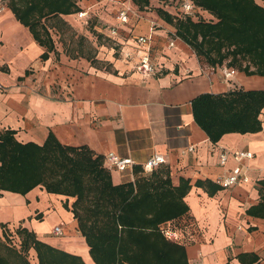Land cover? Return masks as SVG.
Returning a JSON list of instances; mask_svg holds the SVG:
<instances>
[{
  "label": "crops",
  "instance_id": "0c3cea01",
  "mask_svg": "<svg viewBox=\"0 0 264 264\" xmlns=\"http://www.w3.org/2000/svg\"><path fill=\"white\" fill-rule=\"evenodd\" d=\"M3 3L0 134L14 131L19 143L38 145L53 134L64 146L88 147L104 157L114 185L134 182L143 176L142 165L152 155H163L167 162L160 167L170 169L173 185L179 186L181 179L191 185L184 199L188 213L163 224L179 232L178 241H168L184 247L188 264H247L239 260L241 255L257 256L256 264H264V217L249 213L261 204L264 190V110L261 132L226 134L214 144L195 122L192 109V101L201 94L264 90V77L234 70L225 79L222 72L232 68L201 64L194 51L175 36L173 25L156 10L142 11L135 3L141 16L121 27L118 36H108L122 45L124 57L95 56L101 65L95 66L84 54H68L64 42L59 46L56 41L55 29H50L55 51L45 60L46 48ZM77 3L80 14L63 16L69 28L83 30V22L88 23L85 18L92 14H98L103 27L116 24V7L110 0ZM160 7L176 13L168 5ZM152 25L156 71L145 76L135 69L143 55L135 38L149 34ZM171 41H175L174 47L169 46ZM126 53L132 58L127 59ZM235 151L254 154L245 162L250 182L219 189L216 180L238 165L230 154ZM222 153H229L225 165L220 162ZM109 154L130 158L135 167L110 170ZM67 201L71 206L75 199L49 194L42 186L25 196L0 190V233L16 236L18 228H26L40 241L80 257L85 264H96L78 221L65 207ZM56 227L62 229V235L54 233ZM36 260L38 264L37 254Z\"/></svg>",
  "mask_w": 264,
  "mask_h": 264
},
{
  "label": "trees",
  "instance_id": "16d2710c",
  "mask_svg": "<svg viewBox=\"0 0 264 264\" xmlns=\"http://www.w3.org/2000/svg\"><path fill=\"white\" fill-rule=\"evenodd\" d=\"M6 1L18 21L46 48L45 60L55 51L50 29L68 27L63 16L81 11L76 0ZM132 1L145 11L153 0ZM192 1L212 18L180 17L161 7L156 11L175 27V36L194 51L201 64L226 65L247 76L264 77V0L262 4L256 0ZM88 57L97 62L95 56ZM192 109L195 122L214 144L226 134H256L263 129L264 90L201 94L192 101ZM14 135L10 130L0 134V190L25 196L42 186L49 194L75 199L71 208L68 201L65 207L78 221L96 264H188L184 247L161 233L163 224L188 213L184 200L191 190L188 180L181 179L174 186L170 169L160 167L134 182L114 185L104 157L88 147L64 146L53 134L43 145L22 144ZM261 198L250 214L264 217V190ZM4 234L11 238L8 232ZM16 236L11 238L17 240L15 248L8 249L11 259L0 255V264H30L26 254L31 250L38 264H85L80 257L40 241L26 228H18ZM239 260L256 264L258 257L241 255Z\"/></svg>",
  "mask_w": 264,
  "mask_h": 264
},
{
  "label": "built area",
  "instance_id": "2783aa9c",
  "mask_svg": "<svg viewBox=\"0 0 264 264\" xmlns=\"http://www.w3.org/2000/svg\"><path fill=\"white\" fill-rule=\"evenodd\" d=\"M183 3H178V8L176 9L175 15L180 17H192L195 19L196 13L200 11V9L196 8L192 0H181ZM110 2L116 7V24L110 26L108 30H110L111 36H118L120 34L121 27L125 25H129L133 18H139L141 16L139 10L135 7L134 2L132 0H110ZM4 11V3L0 0V14ZM197 20V19H195ZM210 20V19H209ZM155 32V25H152L149 30V34L144 36H139L135 38V42L137 44V48L143 50V55L135 65V69L142 73L145 76H149L154 74L156 71V66L153 60V35ZM170 47L175 46V41H171L169 43ZM125 57L127 59L132 58L131 53H126ZM235 73L234 70H224L222 72L225 79H229ZM1 88V86H0ZM193 150V147L189 149ZM232 154L234 159L237 162V166L231 171L227 172L222 177L216 180V184L219 185L223 189H231L236 185L241 183H249L250 178L248 175V168L245 165V162L250 161L254 158V154L250 151H235ZM229 153H222L220 156V162L222 165H225L228 161ZM106 161L108 162V168L110 170H115L119 172H123L128 168L133 169L135 167V163L130 158H121L115 154H109L106 157ZM166 159L163 155L154 154L152 155L144 165H142V174L150 175L152 174L158 167L166 164ZM54 233L56 235H62L63 231L60 227H56L54 229ZM161 233L167 240L178 241L180 239L179 232L174 229L172 226H162ZM15 237V236H14Z\"/></svg>",
  "mask_w": 264,
  "mask_h": 264
},
{
  "label": "rangeland",
  "instance_id": "374dc122",
  "mask_svg": "<svg viewBox=\"0 0 264 264\" xmlns=\"http://www.w3.org/2000/svg\"><path fill=\"white\" fill-rule=\"evenodd\" d=\"M3 1L6 2V4H8L6 0H3ZM256 1L259 4H262L261 0H256ZM152 3L153 4L149 9L151 11H155L159 9V7L163 4L173 7L176 10L179 6L178 3H183V1L175 0V1H169L167 3L165 2L162 3L158 0H155V1L153 0ZM96 15L98 14H92V16L90 15L85 18L88 21V23L83 22V25H84L83 30H81L80 28L75 29L72 26H70L71 28L61 26L60 30L53 29L55 33L57 32L56 41L59 43V46L60 44H62L61 42H64L65 50L67 51L68 54L72 56H77L78 53L82 52V54H84L85 56L91 55L92 57L94 55L96 57H103L104 59H106V57L112 58V54L115 59H117V57L118 59L124 57L122 56V48H121L122 45L118 44L116 40H113L112 38L108 37V36H111L110 30H108L109 27L107 26L103 27L102 21ZM209 16L210 14H208L205 11L200 10L198 13H196L195 19L209 20L210 19ZM96 25L99 27H95ZM100 29L104 33L101 32ZM111 37L114 38V36H111ZM93 64L98 67L101 66L97 62H93ZM9 234L11 235V238L15 236L14 234L10 232ZM11 238H9V236L6 234L3 235L0 233V255L8 259H11V257L9 256L8 249L15 248V243L17 240L18 242L20 241L21 243V240L19 239V237L16 236L17 240L11 239ZM19 249L20 248H18V250ZM34 253L35 251L31 250L30 252L26 254V258L29 260L30 264H37L36 254Z\"/></svg>",
  "mask_w": 264,
  "mask_h": 264
}]
</instances>
